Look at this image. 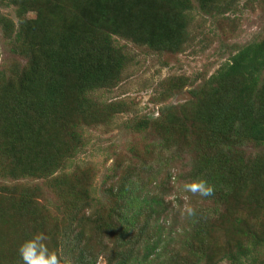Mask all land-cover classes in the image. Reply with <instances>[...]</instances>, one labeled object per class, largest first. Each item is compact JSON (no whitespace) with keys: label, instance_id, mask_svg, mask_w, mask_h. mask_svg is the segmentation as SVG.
Here are the masks:
<instances>
[{"label":"trees","instance_id":"obj_1","mask_svg":"<svg viewBox=\"0 0 264 264\" xmlns=\"http://www.w3.org/2000/svg\"><path fill=\"white\" fill-rule=\"evenodd\" d=\"M194 3L201 11L212 5L209 0H0L15 16L14 22L0 15L8 49L26 58V66L0 69V177L11 181L0 186V264H23L18 248L37 234L46 237L58 264H95L99 255L106 264H176L163 255L166 226L151 231L147 226L150 219L167 214L164 202L144 190L133 174L124 173L117 185L112 182L117 168H107L101 180L107 205L91 196L94 174L88 166L52 174L78 153L85 124L105 123L123 111L122 101L101 104L91 98L96 90L115 86L126 66L114 37L157 51L176 50L181 38L173 41V36L185 31ZM27 10L35 12L33 19L25 17ZM263 71L264 37L239 48L206 82V90H192L187 100L199 116V127L191 130V144L202 158L194 176L197 183L212 186V194L203 196L212 201V214L224 206L229 214L239 212L236 200L239 204L249 196L261 201L259 211L223 218L229 226L218 262L264 263V218L254 222L264 216V154L245 157L236 150L244 141L255 147L264 143ZM76 90L80 97H74ZM144 124L136 121L132 128L141 130ZM20 179L43 180L55 193L53 207L37 200V186L20 185ZM249 183H254L253 191L247 190ZM84 211L82 220L99 239L96 243L108 241L112 248L104 245L94 254L82 245L76 215ZM201 223L193 222L194 232L185 238L199 259L213 250L199 233Z\"/></svg>","mask_w":264,"mask_h":264},{"label":"rangeland","instance_id":"obj_2","mask_svg":"<svg viewBox=\"0 0 264 264\" xmlns=\"http://www.w3.org/2000/svg\"><path fill=\"white\" fill-rule=\"evenodd\" d=\"M209 1L212 5L203 11L194 3L185 31L173 36V41H176V36L181 38V44L177 45L176 50L157 51L145 45H136L130 40L114 37L116 45L126 55V66L115 86L110 89H98L92 93L91 98L101 104L122 101L124 104L120 108L123 111L113 113L105 123L85 124L80 131L83 145L79 146L78 153L66 160V165L58 167L52 174H66L75 168L88 166L94 174L91 196L94 201L98 200L105 205L109 200L101 180L107 168H117L116 176L112 180H117V185L121 184V176L124 173L133 174L135 181L141 180L139 183L144 190L150 191V194H158L164 202L167 214L160 215L155 220L150 219L147 226L150 231L158 225L166 226L162 232L163 236L165 235L163 245L166 251L163 255L165 258L175 259L176 262L173 263L176 264H228L225 260H217L220 255L219 248H222L224 228L228 229L229 226V220L222 222L223 218L233 214L236 216V213L246 215L256 209L259 211L261 207L260 197L255 199L256 196H249L244 198V201L240 199L239 204L236 200L239 212L229 214L228 207L224 206L217 216H214L213 211L209 209L211 200H206L198 192L184 190L185 185L197 183L194 169L202 159L198 150L191 144L194 140L191 130L199 127L196 122L199 116H194L195 110L191 109L192 105L187 102L192 99L190 92L198 88L206 90V82L214 78L217 70L233 53L242 46L264 37V0ZM0 15H5L15 22L14 10L11 7H3L0 4ZM34 16L33 10H27L25 13L27 18L33 19ZM8 48V38L0 24V69L11 72L15 66H26V58L18 52L11 53ZM73 95L80 97L78 90L74 91ZM102 111L105 117L109 115V111L104 107ZM136 121L145 123L143 129L132 128ZM181 124L187 129L181 128ZM202 137L197 136L199 139ZM205 150L207 148L203 146V151ZM236 150L242 151L245 157L259 156L264 154V143L255 147L252 142L244 141ZM19 181L20 185L25 183L37 186L41 193L37 200L49 208L53 207L55 193L46 187L43 180ZM8 183H11L10 179L0 177V186ZM253 184L249 183L248 191H253ZM262 187L264 188V183ZM232 201L235 202V199ZM139 206L140 204L136 207ZM96 207L94 205L92 209ZM85 216L86 211L76 215L81 221L77 234L81 236L82 245L87 246L88 251L91 249L94 254L104 245L112 248L108 241H103L104 244L101 242L102 246L96 243L99 239L93 237L90 225L82 220ZM141 216L145 218L144 213ZM263 218L260 214L254 222L261 223ZM200 219L202 230L199 229V233H203V240L207 238L213 245V250L202 259H199L196 253L193 254L194 251L185 239L194 232L190 225L200 222ZM95 264H106L105 257L97 256Z\"/></svg>","mask_w":264,"mask_h":264},{"label":"clouds","instance_id":"obj_3","mask_svg":"<svg viewBox=\"0 0 264 264\" xmlns=\"http://www.w3.org/2000/svg\"><path fill=\"white\" fill-rule=\"evenodd\" d=\"M184 190L198 192L201 196H209L213 191L212 186L205 181L185 185ZM45 239L43 234H37L19 246L18 253L23 264H58L55 253L45 245Z\"/></svg>","mask_w":264,"mask_h":264}]
</instances>
